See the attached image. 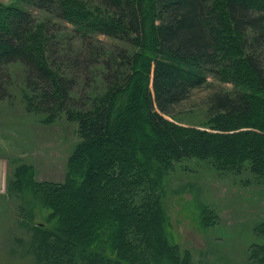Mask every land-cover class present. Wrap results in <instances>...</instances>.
Listing matches in <instances>:
<instances>
[{
	"label": "trees",
	"instance_id": "1",
	"mask_svg": "<svg viewBox=\"0 0 264 264\" xmlns=\"http://www.w3.org/2000/svg\"><path fill=\"white\" fill-rule=\"evenodd\" d=\"M36 10L47 19L38 22ZM52 17L69 23L79 43L64 47ZM14 63L24 66L33 107L77 117L85 143L70 162L75 181L48 196L62 207L60 237L99 261L133 264L150 251L163 264H185L156 194L158 162L196 156L235 165L250 156L264 177V0H0V99ZM209 73L247 74L256 90L215 92L214 132L169 120ZM98 74L108 95L78 103V80L91 86ZM137 190L147 194L134 203ZM256 230L263 241L249 257L264 264V222Z\"/></svg>",
	"mask_w": 264,
	"mask_h": 264
},
{
	"label": "rangeland",
	"instance_id": "2",
	"mask_svg": "<svg viewBox=\"0 0 264 264\" xmlns=\"http://www.w3.org/2000/svg\"><path fill=\"white\" fill-rule=\"evenodd\" d=\"M35 16L42 22L48 14L36 10ZM51 20L64 47L79 43L72 38L69 23ZM101 38L110 47L116 43L105 35ZM10 72L9 94L0 99V264H110L99 261L85 245L78 247V241L60 237L62 207L48 196L64 195L55 189L75 181L70 162L85 143L77 117L64 111L50 113L35 103L33 107L34 93L25 86L24 66L14 63ZM237 79L209 73L166 117L179 126L214 132L210 97L218 91L256 90L247 74ZM78 82L74 88L78 103H84L87 95L91 100L105 99L109 93L100 74L91 86ZM249 157L235 165L196 156L155 164L160 170L156 194L165 227L185 264H257L249 255L251 245L263 241L256 227L264 222V177L252 170ZM145 194L137 190L134 203ZM136 243L142 242L137 238ZM145 253L133 264H163L150 251Z\"/></svg>",
	"mask_w": 264,
	"mask_h": 264
}]
</instances>
